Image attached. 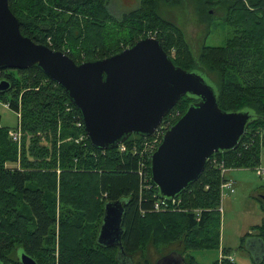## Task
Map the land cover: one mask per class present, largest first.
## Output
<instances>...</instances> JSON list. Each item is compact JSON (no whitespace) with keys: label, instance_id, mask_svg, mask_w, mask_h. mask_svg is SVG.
Wrapping results in <instances>:
<instances>
[{"label":"trees","instance_id":"trees-1","mask_svg":"<svg viewBox=\"0 0 264 264\" xmlns=\"http://www.w3.org/2000/svg\"><path fill=\"white\" fill-rule=\"evenodd\" d=\"M191 1L196 6L213 5V0ZM218 1L226 12V22H234L242 30L225 47L205 48L196 60L177 24L162 16V8L174 6L177 0H140L137 10L120 19L111 11V0H9L25 37L66 54L76 64L118 54L142 40L145 32H153L170 57L173 50L177 51V58H172L175 66L205 74L218 91L223 111H250L255 119L240 145L212 156L200 179L178 197L188 212L156 213L155 195H160L151 181L150 160L143 163L139 153L132 151L134 144L140 147L153 136L133 135L124 143L127 152H120L118 147L103 153L89 142L82 116L64 89L38 66L16 70V74L13 70L0 71V83H10L7 92H0V100L10 103L15 112L21 102L24 134L19 158L16 143L1 127L0 114V250L4 264H22L21 251L38 264H47L56 250L58 264H123L117 258L118 248L97 243L104 206L118 200L125 206L123 243L134 264H142L138 256L150 246L163 250L161 258L172 252L163 253L166 248L177 244L180 249L177 247L176 252L182 257L186 254L187 264H198L187 253L219 248L221 184L234 182L227 178L230 170L257 169L261 163L264 0ZM247 4L255 11L248 10ZM211 74L219 80L215 82ZM196 101L188 95L183 97L155 136L162 140ZM176 110L177 118L168 121ZM80 135L85 139L76 143ZM214 158L225 163L228 171L224 175L212 164ZM17 163L18 168L7 166ZM147 171L151 188L143 181ZM261 195L256 199L264 206V192ZM252 230L264 244V223ZM250 235L242 238V248ZM223 253L230 256L229 250ZM216 264L234 262L226 257ZM254 264H264V253Z\"/></svg>","mask_w":264,"mask_h":264},{"label":"water","instance_id":"water-1","mask_svg":"<svg viewBox=\"0 0 264 264\" xmlns=\"http://www.w3.org/2000/svg\"><path fill=\"white\" fill-rule=\"evenodd\" d=\"M33 66L64 89L82 116L89 142L101 151L116 149L133 135L152 137L183 97L197 100L166 131L150 157L151 181L165 200L178 198L196 183L212 156L235 150L255 119L250 111H223L218 91L205 74L175 66L154 38L139 40L108 58L76 64L66 54L25 37L9 0H0V71ZM9 88L6 80L0 83V92ZM124 216L122 200L106 203L97 243L118 248L117 258L134 264L123 243ZM258 253L255 261L264 253L263 243ZM19 258L22 264H38L22 251ZM157 264L187 263L174 252Z\"/></svg>","mask_w":264,"mask_h":264},{"label":"rangeland","instance_id":"rangeland-1","mask_svg":"<svg viewBox=\"0 0 264 264\" xmlns=\"http://www.w3.org/2000/svg\"><path fill=\"white\" fill-rule=\"evenodd\" d=\"M176 1V0H174ZM178 2L174 6H164L162 8V16L167 20H171L177 24V28L181 30L183 36L188 44L189 50L192 56L199 60L202 57L203 50L205 48H218L225 47L228 40L232 39L235 34H238L242 28L234 22H226V12L221 9L222 2L213 0V5H199L196 6L191 0H177ZM140 6V0H111L110 8L112 13L115 14L118 19L121 16L131 11H135ZM248 10H254L249 7ZM202 10L204 12L202 13ZM206 16L202 17L203 15ZM141 39L153 38L155 34L153 32H145ZM236 37V36H235ZM170 57V56H169ZM177 58V51L173 50L170 59ZM173 62V60H172ZM16 74V70H13ZM213 80L216 82L219 77L216 74H211ZM11 97V94H7V98ZM179 110L173 112L168 121H173L177 118ZM0 114H1V127L8 131L15 129L18 125V116L16 112L10 109L6 102L0 100ZM9 135V134H8ZM81 136V135H80ZM45 142V137H42ZM68 139L67 141H70ZM161 143V139L158 136H153L147 141H143L140 144V157L142 158L145 153H149L155 146L156 148ZM147 144V145H146ZM17 145V144H16ZM119 150L121 151V146ZM136 146V144H134ZM133 145V146H134ZM126 146V145H124ZM19 158L22 152L23 144L17 145ZM127 148V147H126ZM137 148H133V153H136ZM124 153V152H122ZM143 153V154H142ZM216 159V158H215ZM218 160V159H217ZM149 161V160H148ZM19 163V162H18ZM9 164L8 167H17L19 164ZM258 170L264 171V146L261 147V163L257 169H238L232 170L229 174L232 181H234L235 193L231 194L225 191L222 195L221 184V207L219 212L221 214V238L219 248L209 250H195L187 253L192 256L198 264H216L221 262V258L232 257L234 264H254L256 256L259 254L254 249L247 248V242L244 248H242V238L244 234L257 226H261L264 223V211L263 204L255 199V194L262 188H264V175L259 176ZM60 172V171H58ZM146 187L149 184V175L143 180ZM223 183V182H222ZM236 183V188H235ZM101 202L100 197H97ZM198 211V210H196ZM177 212H188L184 211ZM78 220L80 219L77 218ZM251 235H258V232H252ZM176 244L170 246L164 250L166 252H176ZM224 250L230 251V256L224 255ZM163 250H156L153 246L147 247L144 254L139 255L138 259L142 264H157L158 260L163 258L159 257V253ZM186 254L183 256V258ZM59 253L56 250L55 255L50 256L47 264H58ZM56 262V263H55Z\"/></svg>","mask_w":264,"mask_h":264},{"label":"built area","instance_id":"built-area-1","mask_svg":"<svg viewBox=\"0 0 264 264\" xmlns=\"http://www.w3.org/2000/svg\"><path fill=\"white\" fill-rule=\"evenodd\" d=\"M6 105L10 108V103H6ZM11 109V108H10ZM16 114L18 116V125L15 129H12L8 132L9 137L11 138L12 142L16 143L18 146H20L22 144V140H23V130H22V113H21V102H19V110L16 111ZM79 126V125H78ZM160 130H158L153 136H155L156 134H159ZM159 138V135H157ZM85 139L84 136H81L79 139L76 140V143H80L81 141H83ZM145 141H147V139H145ZM125 144H123L121 146V151L122 152H127L128 151V146H124ZM147 145V144H146ZM127 147V148H126ZM133 148H137L136 149V153H139L140 155V147H138L137 145L133 146ZM132 148V151H133ZM156 150V146L149 152V153H145L143 154L144 156L141 158V160L143 161V163L146 160H150L151 155L154 153V151ZM103 153H105V151H102ZM212 164H216L217 167L220 169L222 175H224L228 169L224 166V162L223 161H219L217 159H213L212 160ZM145 165V164H143ZM19 166H17L18 168ZM149 175V172L147 171L146 176L144 174V179H146V177ZM258 175L259 176H263L264 175V171L263 170H258ZM222 187V195L223 193L225 194V191H228L231 194L235 193V189H234V182H224ZM148 188H151V186H149ZM155 201H154V211L156 213H170V212H177V211H184L185 209H183L181 207L182 205V200L180 198H176L173 200H165L162 199L160 197H158L157 195H155ZM229 259L231 261H233L232 257H229Z\"/></svg>","mask_w":264,"mask_h":264},{"label":"crops","instance_id":"crops-1","mask_svg":"<svg viewBox=\"0 0 264 264\" xmlns=\"http://www.w3.org/2000/svg\"><path fill=\"white\" fill-rule=\"evenodd\" d=\"M234 170H238V169H234ZM232 170H230L229 171V174H230V172H231ZM229 174L227 175V178L228 179H231L230 178V176H229ZM236 183H235V188H236ZM264 192V188H262V190H259L258 192H256V194H255V199H256V197H258V196H262L261 194ZM263 223V222H262ZM261 223V224H262ZM257 225H259V224H256L255 226H257ZM252 233V231H251V229H249L244 235H246V234H251ZM247 245L249 246V247H252V249H254L255 251H260V249H261V246H262V242H261V239L259 238V237H257V236H255V235H250L249 237H248V240H247ZM172 253H174V252H171L170 254H172ZM170 254H168V255H170ZM167 255V256H168Z\"/></svg>","mask_w":264,"mask_h":264},{"label":"bare ground","instance_id":"bare-ground-1","mask_svg":"<svg viewBox=\"0 0 264 264\" xmlns=\"http://www.w3.org/2000/svg\"><path fill=\"white\" fill-rule=\"evenodd\" d=\"M147 161H148V160H146V162H145V163H147Z\"/></svg>","mask_w":264,"mask_h":264}]
</instances>
